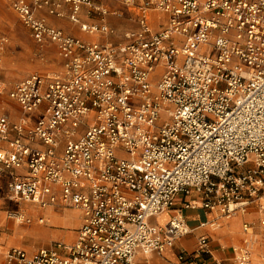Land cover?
Instances as JSON below:
<instances>
[{
	"label": "built area",
	"instance_id": "1",
	"mask_svg": "<svg viewBox=\"0 0 264 264\" xmlns=\"http://www.w3.org/2000/svg\"><path fill=\"white\" fill-rule=\"evenodd\" d=\"M5 2L36 44H54L62 59L58 71L14 83L13 106L0 107L7 198L76 210L80 226L72 242L10 248L3 264H134L139 252L163 253L191 233L182 211L197 205L217 212L201 227L217 229L251 207L264 227V0H120L137 9L138 28L117 44L87 43L48 22L67 17L84 32L113 34L81 20L120 15L102 3ZM153 10L169 15L156 32ZM6 43L0 36V50ZM194 193L199 199L164 225L152 223ZM242 228L234 261L251 264L257 240L250 223ZM209 253L201 236L177 264H201Z\"/></svg>",
	"mask_w": 264,
	"mask_h": 264
},
{
	"label": "crops",
	"instance_id": "2",
	"mask_svg": "<svg viewBox=\"0 0 264 264\" xmlns=\"http://www.w3.org/2000/svg\"><path fill=\"white\" fill-rule=\"evenodd\" d=\"M93 1L97 3H102L109 10L117 11L120 15L119 16L109 15L106 18L102 19L98 15L88 17L83 14V16L81 17L82 22L88 24H100L101 22H104L107 24V26H109L112 30H114L113 34H99V33L92 34V33L84 32L80 30L79 26L73 24L66 18L57 19L53 17H48V22L52 26L62 29L66 34L76 37L87 43L111 42L117 44L123 41L124 32L129 30H135L138 28V24L136 21L138 12L136 8H127L120 2V0H106V1L93 0ZM14 14L17 16L18 20L20 21L19 16L15 12ZM168 19H169V15L167 13L158 12L154 10L149 12L148 15L149 26L154 32L159 31L164 26H166ZM0 36H6V35L1 33ZM30 38L32 39L31 36ZM33 42L36 44L34 40ZM36 45L40 50L39 52L40 58L55 60V63L50 70L58 71L62 67V59L60 58L55 45L47 44L44 47H40L38 44ZM4 106L10 108L13 106V103L9 100L8 105L5 104ZM18 115L19 114L17 112L16 116ZM32 117L36 118L37 115L33 114ZM1 177L5 178L4 176H0V180L2 179ZM198 199L199 196L198 194L195 193L192 194L191 196H181V195L177 196L172 209L164 213L167 215L168 218L164 219L163 217L164 214H162L160 217L152 219V223L157 225H164L166 222H168V220L170 219V217L172 216V214L176 209L181 208L183 204L186 202H190ZM22 204L31 205L28 203H21V205ZM28 208L29 207L26 206V209H23V212L24 211L26 212V213L24 212L25 214L35 215L36 217L39 215L47 218L49 217L48 224H51L50 222L52 219L49 215L46 216L47 215L46 211L54 209L56 207L48 208V209H39L40 211L37 208L32 207L31 213L26 211ZM73 211H75L78 214L77 225L73 229L70 230L68 229L66 234H62V230L59 229L50 230L51 233H49V229L45 227L48 224L39 225L35 223L36 225L34 227H39L40 232H43L45 234V237H47V239L42 244L37 243V244L28 245L27 246L28 249L25 248L23 249L27 250L29 253H32L41 248L49 247L53 242L50 245L48 244L50 243L51 240L53 241L54 238H56V240L59 239L64 242L65 241L72 242L75 239L76 230L80 226V218H79L80 214L76 210ZM182 212L185 218L186 225L188 226V228L192 230V232L178 239L173 244L172 247L167 248L163 253L147 254L150 255L149 257L143 254L142 252H139L135 257L134 264H136L137 261L140 262L141 264H158L160 261L166 263L174 262L175 264H177L178 253L181 251H187V252L192 251L196 246L198 238H200L201 236H207L210 239V253L204 255L200 259L201 264H236L234 261L233 247L240 246L243 244V241L246 236L242 228L244 223L253 224L252 231L257 240L256 243L254 244L251 264H264V227L259 224V217L254 207L249 208L248 212L245 215L236 216L231 220L220 221V227L217 229H213L210 226L201 227V224L212 221L214 218L217 217L216 211H209L203 209L200 205H197L195 208L184 209ZM4 253L5 251L1 252L0 249V264H3L4 262Z\"/></svg>",
	"mask_w": 264,
	"mask_h": 264
},
{
	"label": "rangeland",
	"instance_id": "3",
	"mask_svg": "<svg viewBox=\"0 0 264 264\" xmlns=\"http://www.w3.org/2000/svg\"><path fill=\"white\" fill-rule=\"evenodd\" d=\"M4 1L5 0H0V34L2 33L6 35L4 37L7 38V43L4 48L0 50V79L5 87L4 93L0 96V107L4 106L5 104L8 105L9 99L6 93L14 83L28 77L30 74L55 72L50 70L55 63V60L40 58V50L38 46L30 38L29 32L25 29V27H23L22 23L14 14V11L10 9ZM65 18L68 19L67 17ZM75 25L79 26L78 24ZM26 206L30 209H32V207L37 208L34 205H21V203L9 201L6 192V179L2 178L0 180L1 252H4L12 247L28 249V245L37 243L42 244L46 241L47 237H45V234L43 232L29 235L24 233L25 231H29L30 229H40L39 227H34L37 223H32L29 225L20 224L15 223V220H12L10 218V216L15 215V213H20V211L23 212V209H26ZM46 214V216L49 215L52 219L51 221H53L51 222V224L45 226L49 229V233H51L50 230L59 229L62 230V234H66L68 229H73L77 225L78 214L73 211V209L56 207L54 209L47 210ZM29 216L32 218L36 217L35 215ZM163 217L164 219L168 218L166 214H164ZM251 226H253V224H251ZM17 231H21L23 233L19 234V232L17 233ZM55 241L62 240H56V238H54L53 241L51 240L48 245ZM136 264L141 263L137 261ZM158 264L175 263H166L160 261Z\"/></svg>",
	"mask_w": 264,
	"mask_h": 264
},
{
	"label": "bare ground",
	"instance_id": "4",
	"mask_svg": "<svg viewBox=\"0 0 264 264\" xmlns=\"http://www.w3.org/2000/svg\"><path fill=\"white\" fill-rule=\"evenodd\" d=\"M38 209V208H37ZM39 210V209H38ZM27 212H29V213H31L32 212V209H30V208H28L27 210H26ZM40 211V210H39ZM20 212H22V211H20ZM25 212V211H24ZM26 213V212H25ZM38 214V213H37ZM55 216V215H54ZM161 216V215H160ZM10 218L12 219V220H15V223H18L17 221H16V218L14 217V216H10ZM49 218V217H48ZM51 222H53V221H51ZM50 222V223H51ZM27 225H29V224H27ZM17 230H21V229H17ZM25 230V229H24ZM31 230V231H30ZM29 231L27 230V231H25L24 233L25 234H27V235H29V234H37V233H39L40 232V229H30ZM19 232V234H21V233H23V232H21V231H17V233ZM147 256H149V255H147Z\"/></svg>",
	"mask_w": 264,
	"mask_h": 264
}]
</instances>
